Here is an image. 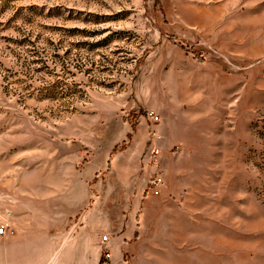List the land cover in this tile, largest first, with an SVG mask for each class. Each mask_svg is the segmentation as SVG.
I'll use <instances>...</instances> for the list:
<instances>
[{"label": "rangeland", "instance_id": "374dc122", "mask_svg": "<svg viewBox=\"0 0 264 264\" xmlns=\"http://www.w3.org/2000/svg\"><path fill=\"white\" fill-rule=\"evenodd\" d=\"M74 147L142 190L137 264H264V0H0V203Z\"/></svg>", "mask_w": 264, "mask_h": 264}, {"label": "crops", "instance_id": "0c3cea01", "mask_svg": "<svg viewBox=\"0 0 264 264\" xmlns=\"http://www.w3.org/2000/svg\"><path fill=\"white\" fill-rule=\"evenodd\" d=\"M146 141V136L136 137L128 149L135 161ZM61 155L64 159L56 165L48 164L46 177L36 179L35 187L15 189L4 200L2 204L13 212L15 232L0 235V241L16 235L15 247L9 254L23 264H101L106 251L111 254L109 264H135L140 229L131 220L120 223L118 213L124 209L138 212L139 208L135 204L122 208L118 197H134V203L140 204L144 202L142 190L115 188L114 175H105L104 181L91 164L80 169L83 149L74 147ZM106 213L108 216H104ZM104 232H108L107 241L102 239ZM128 256L132 260L126 261Z\"/></svg>", "mask_w": 264, "mask_h": 264}, {"label": "built area", "instance_id": "2783aa9c", "mask_svg": "<svg viewBox=\"0 0 264 264\" xmlns=\"http://www.w3.org/2000/svg\"><path fill=\"white\" fill-rule=\"evenodd\" d=\"M151 116L154 118L155 121L159 120V115L155 114V112H152ZM153 153L155 157L158 156L160 154V149L155 148L153 150ZM162 184H163V178L159 174H156L150 178L149 185L155 194H159L160 192L159 188ZM12 215H13L12 210L0 203V235L14 234L15 229L11 222ZM102 239L103 241H107L108 235H104ZM110 259H111V254L110 252L106 251L104 253V258L101 264H109Z\"/></svg>", "mask_w": 264, "mask_h": 264}, {"label": "bare ground", "instance_id": "6f19581e", "mask_svg": "<svg viewBox=\"0 0 264 264\" xmlns=\"http://www.w3.org/2000/svg\"><path fill=\"white\" fill-rule=\"evenodd\" d=\"M55 260H53L52 262H54Z\"/></svg>", "mask_w": 264, "mask_h": 264}]
</instances>
